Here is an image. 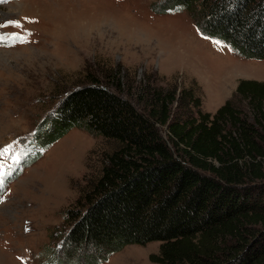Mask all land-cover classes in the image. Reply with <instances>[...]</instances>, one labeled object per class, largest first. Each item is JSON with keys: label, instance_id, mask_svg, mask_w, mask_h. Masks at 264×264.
<instances>
[{"label": "trees", "instance_id": "obj_1", "mask_svg": "<svg viewBox=\"0 0 264 264\" xmlns=\"http://www.w3.org/2000/svg\"><path fill=\"white\" fill-rule=\"evenodd\" d=\"M153 8L184 10L203 36L264 60V0H232L231 10L229 0H163ZM108 77L104 84L88 74L65 92L19 164L35 162L72 128L114 146L76 206L64 210L63 254L48 264H103L126 245L154 241V264H264V80L242 78L235 87L250 117L228 99L214 113L172 117L175 101L199 106L191 91L177 97L174 87L145 83L136 87L139 108L122 95L132 91L119 73ZM82 249L92 252L78 263Z\"/></svg>", "mask_w": 264, "mask_h": 264}, {"label": "rangeland", "instance_id": "obj_2", "mask_svg": "<svg viewBox=\"0 0 264 264\" xmlns=\"http://www.w3.org/2000/svg\"><path fill=\"white\" fill-rule=\"evenodd\" d=\"M162 1L0 0V37L26 40L0 42V149L11 145L3 157L0 264H48L63 254L64 210L76 206L102 153L114 147L101 135L72 128L20 170L36 129L88 74L107 84L117 71L124 90L132 91L122 95L139 108L136 87L145 83L163 91L174 87L177 97L191 91L199 106L175 101L172 117L197 108L214 113L227 99L250 117L235 87L242 78L264 80V60L245 58L203 36L184 10L156 12L154 5ZM159 127L166 139V127ZM159 244L126 245L103 264H154L150 256ZM91 252L74 254L82 263Z\"/></svg>", "mask_w": 264, "mask_h": 264}, {"label": "snow or ice", "instance_id": "obj_3", "mask_svg": "<svg viewBox=\"0 0 264 264\" xmlns=\"http://www.w3.org/2000/svg\"><path fill=\"white\" fill-rule=\"evenodd\" d=\"M231 2H232V0H229V10H231ZM8 26H18V23L17 22H9ZM7 40H12L14 42H21V43L26 42V40L23 37L16 35V34H12L11 37H0V42H6ZM216 42H217V44L223 43V41H220V40H217ZM10 148H11V145H9L3 149H0V190L3 189V187L6 183V176H7V173L5 172V169H4L3 157H5L6 154L10 151ZM12 159L14 161L19 162L18 157H16V156H12Z\"/></svg>", "mask_w": 264, "mask_h": 264}, {"label": "clouds", "instance_id": "obj_4", "mask_svg": "<svg viewBox=\"0 0 264 264\" xmlns=\"http://www.w3.org/2000/svg\"><path fill=\"white\" fill-rule=\"evenodd\" d=\"M169 9H173V8H169Z\"/></svg>", "mask_w": 264, "mask_h": 264}]
</instances>
